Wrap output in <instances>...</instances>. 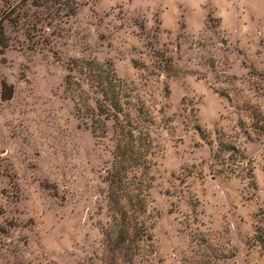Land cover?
I'll list each match as a JSON object with an SVG mask.
<instances>
[{"label": "rangeland", "instance_id": "rangeland-1", "mask_svg": "<svg viewBox=\"0 0 264 264\" xmlns=\"http://www.w3.org/2000/svg\"><path fill=\"white\" fill-rule=\"evenodd\" d=\"M62 2L36 32L33 17L4 22L0 81L13 93L0 99V264H79L100 237L110 157L63 94L73 58L109 63L154 107L151 264H183L187 214L227 233L235 264H264L250 240L264 210V0ZM221 143L250 160V177L222 171Z\"/></svg>", "mask_w": 264, "mask_h": 264}, {"label": "trees", "instance_id": "trees-1", "mask_svg": "<svg viewBox=\"0 0 264 264\" xmlns=\"http://www.w3.org/2000/svg\"><path fill=\"white\" fill-rule=\"evenodd\" d=\"M62 3V0H12L0 13V53L9 47L5 21L16 24L22 18L33 17L27 26L36 32L35 24L43 17L51 18V12ZM31 7L44 8L45 15L30 13ZM66 71L63 94L72 102L78 127L89 130L110 157L103 176L106 219L99 224L100 237L95 248L79 264H151L155 252L152 230L158 215L151 196L159 154L156 143L159 124L154 107L135 94V89L119 78L109 63L93 58H73L66 63ZM12 93L13 86L1 80L0 99L8 100ZM220 146L230 151L227 158L220 159L224 165L222 171L229 176L250 177V160L234 146L223 143ZM256 217L250 240L264 251V210ZM195 221L197 218L191 214L184 217L188 232L181 250V262L235 264L236 250L227 233L201 229L197 225L192 227Z\"/></svg>", "mask_w": 264, "mask_h": 264}]
</instances>
